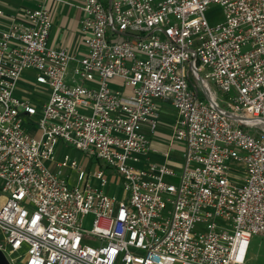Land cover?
<instances>
[{
	"label": "built area",
	"instance_id": "2783aa9c",
	"mask_svg": "<svg viewBox=\"0 0 264 264\" xmlns=\"http://www.w3.org/2000/svg\"><path fill=\"white\" fill-rule=\"evenodd\" d=\"M49 1L0 5L9 264L23 247L22 264H245L264 237V0H81L83 55L48 45ZM213 5L223 22L209 27ZM25 72L47 89L39 112L14 96ZM160 103L176 111L179 173L148 161ZM59 142L94 158L96 173L56 162ZM114 176L125 200L103 191Z\"/></svg>",
	"mask_w": 264,
	"mask_h": 264
},
{
	"label": "rangeland",
	"instance_id": "374dc122",
	"mask_svg": "<svg viewBox=\"0 0 264 264\" xmlns=\"http://www.w3.org/2000/svg\"><path fill=\"white\" fill-rule=\"evenodd\" d=\"M32 1V0H31ZM66 2L73 3L74 5H81L80 0H63ZM0 4H3L5 6L15 7L19 5L28 6L29 4L26 2V0H0ZM32 6V5H31ZM67 5H65L62 2L54 3V7L52 9V13L55 16L60 14L69 13L68 17H72L74 15L73 10H66ZM205 19L209 25V27H214L220 23L223 22V11L219 6H210L208 10L205 12ZM245 49H243L244 51ZM46 87L37 86L35 83V77L30 72H25L22 76V78L19 80L17 84V88L14 91V96L17 99L28 101L30 104L35 106L39 109L42 105H44L48 100V94L46 91ZM220 96V95H219ZM203 97V95H201ZM158 111H159V117L157 120V126L155 130L154 135L149 136V142L152 146L156 147L159 151H167L168 147L172 145L170 148V160L172 162L171 168L176 171V173H179V171L182 168V159H181V152H182V145L177 143L176 141L170 142V137L172 134V129L175 124L176 120V111L174 108H172L169 105L160 103L158 105ZM39 115L32 117L31 121L36 122ZM24 127L26 128V131H30L28 126V118L24 119ZM182 149H181V148ZM181 150H180V149ZM179 149V150H178ZM181 151V152H180ZM65 157H67L71 161H76L78 166H83L86 168V170L90 171L91 175L93 176L97 171V162L94 158H91V160L88 159V157L83 154L82 152L76 150L75 148L71 147L70 145L66 144L65 142H59L57 145V150L55 154V161L60 162ZM141 165H137L136 168H141ZM63 175L65 177L70 176L69 178L70 184L73 185L74 183V174L69 173L68 170L63 171ZM171 183H176L177 180H171ZM89 183L92 187L99 188L97 186V183L94 181L93 178L89 180ZM103 191L105 194L109 196L115 197L117 201L125 200V192L123 188V184L121 180L117 177H112L110 180V183L103 188ZM92 219L93 217L91 215H88L84 218L82 222V228L85 230H90L92 227ZM26 248L23 247L21 251L18 253H15L11 256H8L9 258H17L16 264H22V260L20 258L24 257ZM7 255V253H5ZM245 264H264V237L255 235L250 240V246H249V252L247 261Z\"/></svg>",
	"mask_w": 264,
	"mask_h": 264
},
{
	"label": "crops",
	"instance_id": "0c3cea01",
	"mask_svg": "<svg viewBox=\"0 0 264 264\" xmlns=\"http://www.w3.org/2000/svg\"><path fill=\"white\" fill-rule=\"evenodd\" d=\"M74 1H76V0H74ZM57 2H62L65 5H67L66 10H68V11L73 10L74 15L70 18V17H68L69 13L67 12L63 15L60 14L57 17V15L55 16V13H54V15L52 13V28H51L50 33H49V38H48V42H47L48 45L50 47H53L54 49L65 48V49L69 50L70 52H73L77 55L85 54L86 48L83 45L82 38H81V35L79 33L80 22L82 19V12L80 9L81 5H74L73 3L66 2L63 0H50L47 4L48 8L52 11V9L54 7V3H57ZM79 2H81V0ZM0 5L5 7V5H3V4H0ZM30 5L31 4H29L28 6H30ZM32 7H33V5H32ZM4 9H6V8H4ZM111 87L113 89H118V86L116 84L115 85L112 84ZM163 104H166V103H163ZM166 105H169V104H166ZM171 146L172 145H170V147ZM170 147H168V149H167L169 154H170V149H171ZM163 153H164V151L157 150V148L152 146L149 142V152H148V161L149 162L156 163V164H167V165L171 166V164H172L171 160L166 161L163 158V155H162ZM181 154H182V152H181Z\"/></svg>",
	"mask_w": 264,
	"mask_h": 264
},
{
	"label": "water",
	"instance_id": "95a60500",
	"mask_svg": "<svg viewBox=\"0 0 264 264\" xmlns=\"http://www.w3.org/2000/svg\"><path fill=\"white\" fill-rule=\"evenodd\" d=\"M0 264H9L5 255L0 251Z\"/></svg>",
	"mask_w": 264,
	"mask_h": 264
}]
</instances>
